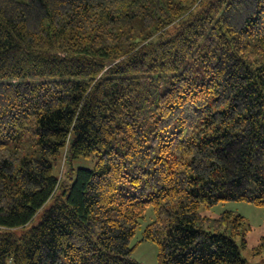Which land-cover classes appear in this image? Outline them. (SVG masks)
<instances>
[{"label": "trees", "instance_id": "trees-1", "mask_svg": "<svg viewBox=\"0 0 264 264\" xmlns=\"http://www.w3.org/2000/svg\"><path fill=\"white\" fill-rule=\"evenodd\" d=\"M225 200L264 206V0H0V264H142L151 205L160 264H246Z\"/></svg>", "mask_w": 264, "mask_h": 264}, {"label": "rangeland", "instance_id": "rangeland-1", "mask_svg": "<svg viewBox=\"0 0 264 264\" xmlns=\"http://www.w3.org/2000/svg\"><path fill=\"white\" fill-rule=\"evenodd\" d=\"M96 160L97 158L92 155L89 158L81 157L73 159L71 162L69 161L67 163L63 155L57 166L58 175L69 185L75 180L78 168H93ZM54 203L55 199L52 198L49 200L40 210L34 221L31 222L30 226L38 224L43 213ZM225 211H234L242 214L247 221V230L244 232V235L236 238L241 249V255L245 258L246 264H263L264 248L260 247V244L264 236V206L246 200H225L212 206L203 204L200 208V213L211 219L219 218ZM155 217L154 207L151 205L148 207L145 216L140 220L136 233L131 240V246L134 248L131 257L142 264H160L158 258V243L144 238L146 226L152 222ZM17 231H20V229ZM243 238L246 239V244L244 245L242 243Z\"/></svg>", "mask_w": 264, "mask_h": 264}]
</instances>
